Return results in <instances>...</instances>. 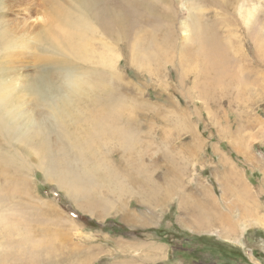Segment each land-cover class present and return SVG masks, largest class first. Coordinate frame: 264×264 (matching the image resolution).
Returning a JSON list of instances; mask_svg holds the SVG:
<instances>
[{
    "label": "rangeland",
    "instance_id": "obj_1",
    "mask_svg": "<svg viewBox=\"0 0 264 264\" xmlns=\"http://www.w3.org/2000/svg\"><path fill=\"white\" fill-rule=\"evenodd\" d=\"M263 52L264 0H0V264H264Z\"/></svg>",
    "mask_w": 264,
    "mask_h": 264
},
{
    "label": "clouds",
    "instance_id": "obj_2",
    "mask_svg": "<svg viewBox=\"0 0 264 264\" xmlns=\"http://www.w3.org/2000/svg\"><path fill=\"white\" fill-rule=\"evenodd\" d=\"M66 73H61L58 79L63 80ZM16 84L11 82V77L0 70V110L6 113L9 103L13 97ZM36 95L33 101L38 103L42 108L47 109L51 117L55 119L56 114L61 110V96L55 80H45L36 84Z\"/></svg>",
    "mask_w": 264,
    "mask_h": 264
},
{
    "label": "bare ground",
    "instance_id": "obj_3",
    "mask_svg": "<svg viewBox=\"0 0 264 264\" xmlns=\"http://www.w3.org/2000/svg\"><path fill=\"white\" fill-rule=\"evenodd\" d=\"M61 3V2H60ZM57 7V6H56ZM58 7H59V5H58ZM59 9V8H58ZM53 12V11H52ZM58 14H59V16H60V14H61V16L63 15V18L62 19H64L65 21H67L68 22V26L70 27V28H68L67 27V29H64V28H59V31H60V34H62V35H59L60 36V42L62 43V41H73L74 43L73 44H75V43H77L78 42V44L79 45H84V43H85V39H86V36H85V31H86V28H88L87 26H89V25H82V23H85L84 21L85 20H81V21H75L74 23H72V17L70 16V15H68V14H66V13H64L63 12V10H62V7H60V10L57 12ZM54 14V13H53ZM89 14V13H88ZM50 15V14H49ZM57 15V14H56ZM72 15H73V13H72ZM87 15V14H86ZM51 16H53V15H51ZM50 16V17H51ZM61 16H60V18H61ZM78 16H80L79 14H78ZM57 17V16H56ZM83 17V16H82ZM53 18H54V16H53ZM57 19V18H56ZM54 20H55V18H54ZM53 20V21H54ZM88 20V19H87ZM57 21V20H56ZM55 22V21H54ZM82 22V23H81ZM56 23V22H55ZM86 23H87V21H86ZM57 24V23H56ZM58 25V24H57ZM65 25V24H64ZM53 26V25H52ZM59 26H60V24H59ZM66 26V25H65ZM50 27V26H49ZM72 27V28H71ZM53 28V27H52ZM200 28V27H199ZM47 29V31H48V29L49 28H46ZM55 29H57V28H55ZM54 29V30H55ZM46 31V32H47ZM49 32V31H48ZM45 34V33H44ZM48 35H49V33H48ZM51 36V35H50ZM57 37V36H56ZM204 37V36H203ZM202 37V38H203ZM45 38V37H44ZM55 38V37H54ZM57 39H59L58 37H57ZM205 39V38H204ZM207 39V38H206ZM45 40H46V38H45ZM211 40V39H210ZM49 41V40H48ZM259 41H261V40H259ZM50 42V41H49ZM56 43H58V42H56ZM214 44V43H213ZM63 45V44H62ZM65 45V44H64ZM200 47H199V50L203 53L202 55H203V58H211L212 59V61H216V60H218V58H223V56L221 55V52H219V50L217 49V48H214L213 47V45H207L206 46V43H205V41H203L202 40V42L200 43V45H199ZM216 47V46H215ZM260 47V46H259ZM64 48H65V46H64ZM86 51V50H85ZM263 54H264V52H263ZM259 56V55H258ZM199 57H200V55H199ZM202 58V59H203ZM225 60V59H224ZM207 61H208V59H207ZM214 63V62H213ZM217 65V64H216ZM222 65V64H221ZM76 82V81H75ZM85 82V81H84ZM74 84V83H73ZM76 84V83H75ZM80 83H78V85H79ZM69 89V88H68ZM81 91V90H80ZM79 91V92H80ZM70 92V91H69ZM62 99V98H61ZM62 101V100H61ZM120 103V102H119ZM115 104V103H114ZM65 105V104H64ZM119 106V105H118ZM66 108H67V106H66ZM114 108V107H113ZM63 109V108H62ZM121 111V110H120ZM65 112V111H64ZM68 113V112H67ZM108 113H109V111H108ZM107 113V114H108ZM57 114H60V113H57ZM61 115V114H60ZM101 120H100V131L101 132H105V131H107L108 130V126H109V124H108V122H107V118H103V117H101L100 118ZM117 126V125H116ZM120 130V129H119ZM121 132V131H120ZM122 133V132H121ZM67 134H65V136H66ZM69 135V134H68ZM68 135H67V137H68ZM70 136V135H69ZM61 137V136H60ZM73 137V136H72ZM75 137V136H74ZM78 136H76L75 138H77ZM63 138V137H62ZM65 138V137H64ZM79 138V137H78ZM61 139V138H60ZM80 139V138H79ZM64 141V140H63ZM73 142V141H72ZM74 142H75V140H74ZM73 142V143H74ZM79 142H83V140L82 139H80L79 140ZM61 146V145H60ZM58 149H59V147H58ZM77 151V150H76ZM79 151V150H78ZM45 170V169H44ZM48 175V174H47ZM53 175V174H52ZM53 207V206H52ZM208 214H209V209L208 210H206L205 212H203L202 213V217L203 218H207L208 217ZM263 216V215H262ZM55 219V218H54ZM53 221V220H52ZM55 221V220H54ZM228 228V227H227ZM263 229V228H262Z\"/></svg>",
    "mask_w": 264,
    "mask_h": 264
}]
</instances>
